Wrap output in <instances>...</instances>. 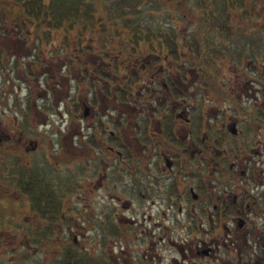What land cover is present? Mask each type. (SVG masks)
I'll return each instance as SVG.
<instances>
[{
	"label": "flooded vegetation",
	"instance_id": "obj_1",
	"mask_svg": "<svg viewBox=\"0 0 264 264\" xmlns=\"http://www.w3.org/2000/svg\"><path fill=\"white\" fill-rule=\"evenodd\" d=\"M157 36L145 58L135 63L130 60V56H136L131 48L123 58L121 50L114 54V49H105L103 44L102 54H89L86 47L77 44L73 48L71 60L74 58L79 66L74 69L71 65L69 73L77 70L80 80H76L69 101L76 115L85 119L87 129L85 133L79 128L70 133V156L86 170L75 199L85 201V210H92L87 202L91 192L103 188L109 199L120 203L121 210L105 207L106 213L101 208L96 214L115 216L116 227L102 224V218V229H134L138 243L131 247L133 260L130 263L126 244L119 249L121 264H160L163 255L157 251L159 245L171 248L178 257L171 256L168 264H264V94L259 90V95H254L258 90L251 89L252 83L258 82L252 75L255 69L249 61H245L247 70L230 63L231 69L220 82L226 90L222 95L208 83L204 68L177 61L185 54L178 34ZM87 63H91L90 71ZM146 67L163 73L143 83L141 73ZM220 71L214 69L213 80L219 81ZM259 71L264 78V67ZM81 79L87 82L84 97ZM96 80L104 82L108 94L92 83ZM200 85L203 91L211 89L210 98V91L202 93ZM141 88L148 90L150 99L130 100L133 91L138 94ZM45 94L43 90L42 96ZM51 94L54 112L61 118L54 90ZM224 99L229 105L220 107ZM241 99L246 100L244 105L237 103ZM126 101L143 105L133 113L117 108L128 105ZM233 102L236 107L231 109ZM24 104L29 106L27 100ZM12 112L21 121L13 114L10 124L0 122V148L10 157L4 166L10 184L4 187L17 183L21 190H35L36 184L33 194L40 199H56L53 192L60 191V181L55 177L46 180L44 173L59 164L64 133L59 126L51 128L52 139L46 138L47 143L42 144L43 134L29 127L27 111ZM125 124L132 127L126 129ZM128 130L131 139L125 135ZM77 137L78 144L72 143ZM13 150L19 155L15 162ZM36 153L45 167L35 164ZM73 186L76 188L75 182ZM155 203L163 207L154 208ZM49 210L55 213L56 204ZM70 211L64 221L65 231L74 244L73 234H77L82 221L77 218V209ZM126 211H133L134 217L125 216ZM61 220L64 215L60 214ZM169 224L174 225L172 231ZM252 258L256 261L251 262Z\"/></svg>",
	"mask_w": 264,
	"mask_h": 264
},
{
	"label": "rangeland",
	"instance_id": "obj_2",
	"mask_svg": "<svg viewBox=\"0 0 264 264\" xmlns=\"http://www.w3.org/2000/svg\"><path fill=\"white\" fill-rule=\"evenodd\" d=\"M82 1L86 3L83 7L95 11V16L86 13L82 14L80 19L74 16L72 20H74L75 27L73 28L63 22L62 15L64 12L70 13V16L73 15L74 0H67L63 4L61 0H42L43 5L47 10L50 9V12L26 18L25 24L22 25L17 22L16 17L18 8H20L18 0H0V52L2 53L0 54V122L2 125L10 124L13 114L18 121H21L12 112L14 103V106H17L14 111H27L29 127L43 134L41 139L44 141L40 139L42 144L47 143L46 138L52 139L51 128L59 126L64 133L60 146L59 164L54 170L50 168L44 173L46 180L51 181L55 177L60 181V191L53 192L57 196L56 199H40L37 194H33L32 192L37 191L36 184L33 186L35 190L34 188L21 190L17 183L4 187V184H10L4 168L9 164L10 157L0 148V183L3 184H0V264H121L119 249H124L126 244L129 246L130 263L133 260L131 247L134 243H138V239H134V229L119 228V231L114 229V226L112 229H102L101 219L105 220L102 224L115 225V216L96 214L99 209L105 207H109V210L111 207L121 210L120 203L109 199L108 195L103 192V188L92 190L87 201L92 210H85V201L75 199V194L80 192L77 189L78 185L85 180L86 170L70 156V133L78 128L82 133L87 131L85 119L76 115L77 111L69 101V94L74 90L76 80H80L77 70L69 73L71 65L74 69L79 66L74 58L71 60V52H74L73 48L76 44L88 43L84 46L90 51L89 54L99 53L103 45L106 46L105 49H114V54H117L115 52L120 49L121 58L125 57L126 51L131 48L136 56H130V60L135 63L145 58L150 47L145 42V38L140 40L135 38L130 29L136 27L138 31L146 30L149 26H155V23L159 25L160 19L167 18L165 16L169 14L172 16V22L169 24L176 27V33L181 38L180 43L184 44L181 52L185 54L182 58H177L178 62L195 68L198 65L204 68L209 77L208 83L213 84L214 88L224 95L223 89L225 92L226 90L224 86L223 88L220 86V82L231 69L230 63H237V67L247 70L244 69L245 61H249L255 69L252 75L258 81L256 84L252 83L251 89L253 91L257 88L258 92H254V95H259V90H262L264 94V78L261 77L259 71L260 66L264 67V0H241V3H234L237 7L233 8L230 3L225 4L227 0H202V4L200 0H121L119 7L117 0H115V5L109 3V0H98L93 2L95 6L88 5L89 0ZM238 1L235 0V2ZM153 4L155 9L149 14L150 10L146 8ZM110 6L116 9L113 16L106 13ZM121 6L125 9L120 10ZM114 17L116 19H113ZM114 20L118 21L114 22ZM101 37L103 41L97 42ZM144 37L147 38V36ZM11 53L18 56L16 65L25 59L26 63L19 65L16 69L13 68L10 64L14 62L15 56H10ZM31 60H37V62L33 64ZM58 63H61V67L56 65ZM90 65L91 63H87L88 71H90ZM215 68L221 70L219 74L222 77L218 75L219 81L213 80ZM108 69L115 74L113 68ZM124 72H126L125 69ZM160 73L162 74L163 71L159 72V70L146 67L141 73L142 82L147 83V79L159 77ZM121 75L123 74L119 73V76ZM102 80L92 81V83L96 84L104 94H108ZM81 84L83 85L82 97H84L87 82L82 81ZM202 86H199L201 92L208 94L207 91H210V98L211 89L203 91ZM43 90L46 91L45 97L42 96ZM51 90H54L56 95L55 99L58 103L56 109L60 112L61 118L54 112ZM135 93L133 91L130 100L140 102L141 98L150 99L148 90L145 88H141L138 94ZM25 100L29 104L27 107L24 104ZM85 100L88 101L87 96ZM129 101H126L128 105H118L117 108L133 113L142 104L137 103L133 106ZM245 102V99H241L237 103L244 105ZM227 105L229 101L224 99L219 106ZM258 106H253V114L257 112ZM230 107L231 109L236 107L234 102ZM70 108L73 109L72 113L68 111ZM40 109H43V112H39ZM42 120L44 124H40ZM131 127H126L125 124L126 129ZM131 134L132 132L129 131L125 135L131 139ZM78 140L79 137L72 138V143L78 144ZM11 155L13 162L19 158L14 150ZM39 155L38 153L33 155L35 164L45 167L46 164L41 155L38 158ZM51 162L52 159L49 163ZM125 180L128 182L127 178ZM35 182L37 183L38 180ZM74 182L76 188L73 186ZM70 185L71 187H68ZM108 190H110L109 187ZM259 190L260 188L255 192ZM249 192L254 194L251 190ZM47 204L49 207L51 204H56L55 213L50 212ZM153 207H163V205L158 206L155 203ZM72 208L78 210L77 218L82 221L77 234H73L76 239L75 245L72 243L71 235L65 231L67 229L65 228L66 222H64L68 220ZM107 208L103 210L104 213L107 212ZM125 213V216L134 217L133 211ZM60 214L64 215L63 221H60ZM254 220L259 221V219ZM169 227V231L174 229L172 224H169ZM82 245L83 247L80 248ZM157 251L163 255L160 264H168L171 256L178 259L169 247L159 245ZM76 258L79 260L74 261ZM258 258V260L261 259L259 256ZM254 261L256 258H252L251 262Z\"/></svg>",
	"mask_w": 264,
	"mask_h": 264
},
{
	"label": "trees",
	"instance_id": "obj_3",
	"mask_svg": "<svg viewBox=\"0 0 264 264\" xmlns=\"http://www.w3.org/2000/svg\"><path fill=\"white\" fill-rule=\"evenodd\" d=\"M66 1L67 0H61L62 4L64 2H66ZM95 1H98V0H89V4L88 5L95 6L94 5L95 3H93ZM101 1H104V0H101ZM119 1H121V0H117L118 7L120 6ZM227 1L228 2H226L225 4L230 3V6H232V8L234 6L237 7L236 4L234 5V3H241V0H239L238 2H235V0H227ZM108 2L109 3H113L115 5V0H109ZM18 3H19L20 8H18V11L16 13V17H17V22L19 24H21V25L24 23L26 18L36 17V16H38L39 13L48 14L50 12V9L47 10L46 6L43 5L44 3L42 2V0H18ZM155 3H157V2H155ZM200 3L202 4V0H200ZM85 4L86 3H84V1H82V0H74V2H73V11L74 12L72 11L73 15L70 16V13L67 14L66 12H64V14L62 15V18H64L63 22L66 23V24L71 25L74 28L75 27V23H74V20H72V18L74 16L77 19H80L82 17V14H84V13H86V14H88L90 16H95L94 15L95 11L93 9H86L85 7H83ZM240 6H241V4H240ZM154 7H155V5L153 4L150 7L146 8V9L150 10L149 14H151V10L155 9ZM121 9H125V8H122V6H121L120 10ZM128 9H131V7H129ZM53 10H54V8H53ZM115 10L116 9H114L112 6H110L106 10V13L109 16H113L114 13H116V12H114ZM165 17H167V18L160 19L161 21L159 22V25H158V23H155V26H149L146 30L141 29L140 31H138L136 29V27H133L132 29H130L131 30L130 32H132V34H133V36L135 38H139V40L145 38V42L148 44L149 47H151L153 41H157V40H154V36L156 34L158 35L157 37H160V35L167 34L168 32L173 33V34L176 33V27L174 25H172V24H169V23L172 22V16H170L168 14ZM113 19H116V17H114ZM117 21L118 20H114V22H117ZM100 23H101V25L103 24L102 21ZM144 36H147V38L144 37ZM83 39L85 40V38H83ZM82 40H81V42H82ZM98 41L102 42L103 38L101 37V39H98L97 42ZM81 44H83V43H81ZM78 45H80V44L78 43ZM84 45H83V47H85ZM130 45L133 46V44H130ZM133 48H135V47H133ZM126 53H127V51H126ZM77 260H79V259H77V258L74 259V261H77Z\"/></svg>",
	"mask_w": 264,
	"mask_h": 264
}]
</instances>
